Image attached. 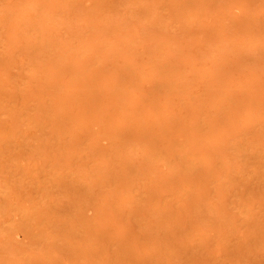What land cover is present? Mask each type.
Wrapping results in <instances>:
<instances>
[{
  "label": "rangeland",
  "instance_id": "1",
  "mask_svg": "<svg viewBox=\"0 0 264 264\" xmlns=\"http://www.w3.org/2000/svg\"><path fill=\"white\" fill-rule=\"evenodd\" d=\"M0 264H264V0H0Z\"/></svg>",
  "mask_w": 264,
  "mask_h": 264
}]
</instances>
